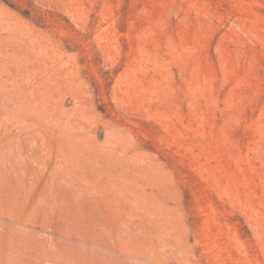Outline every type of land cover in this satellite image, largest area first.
Segmentation results:
<instances>
[{
    "label": "rangeland",
    "instance_id": "1",
    "mask_svg": "<svg viewBox=\"0 0 264 264\" xmlns=\"http://www.w3.org/2000/svg\"><path fill=\"white\" fill-rule=\"evenodd\" d=\"M0 264H264V0H0Z\"/></svg>",
    "mask_w": 264,
    "mask_h": 264
}]
</instances>
